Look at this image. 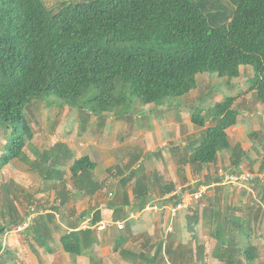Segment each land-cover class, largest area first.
<instances>
[{"label":"trees","instance_id":"trees-1","mask_svg":"<svg viewBox=\"0 0 264 264\" xmlns=\"http://www.w3.org/2000/svg\"><path fill=\"white\" fill-rule=\"evenodd\" d=\"M228 1L230 13L219 1L211 5L209 0H201L202 5L196 0H64L57 11L44 0H0V124L12 127L0 154V171L19 158L43 178H57L66 187V171L60 167L70 157L64 143L43 151L32 147L35 160L24 151L33 138L25 108L45 95L61 98L71 108L125 115L135 98L144 105H162L196 88L198 74L231 79L249 66V90H256L264 102V0ZM133 41L136 44H126ZM237 98L227 96L206 111L192 110V122L206 127L193 148L194 163H215L218 153L230 148L227 129L237 123ZM95 168L88 155L72 162L69 170L78 192L92 195L102 188L94 179ZM60 198L66 204L68 192L62 191ZM1 202V214L9 219L0 224L3 235L28 214L19 218L9 194ZM53 223L54 215L41 214L31 225L38 246L50 247ZM226 227L219 223L214 230L217 258L223 264H237L242 258L251 264L258 257L256 246H242L235 233L227 238ZM60 241L78 256L97 241V230L69 231ZM197 250L201 260L203 247ZM141 256L150 263L157 253Z\"/></svg>","mask_w":264,"mask_h":264},{"label":"crops","instance_id":"crops-1","mask_svg":"<svg viewBox=\"0 0 264 264\" xmlns=\"http://www.w3.org/2000/svg\"><path fill=\"white\" fill-rule=\"evenodd\" d=\"M213 1L211 5L219 0ZM200 77L208 78L210 84L211 75L198 74L197 91L192 90L183 98L189 96L190 100L198 102ZM249 87L235 103L243 104L240 109L243 113L239 111L237 123L227 129L230 148L220 151L217 161L208 165L191 160L194 145L201 139L199 132L206 127L195 125L189 115L184 119L187 132L183 133L181 113H187L180 108L183 102L146 105L148 114L153 115L149 120V115L138 113L137 105L134 114L125 115L115 111L91 113L89 109L67 105L64 111H73L74 121L60 138L47 130L41 119L32 121L33 138L27 141L25 153L35 160L37 153L32 147L43 151L58 142L64 143L70 157L67 164L60 167L66 171V187L63 188L57 178H43L39 171L19 158L11 160L0 171L1 189L5 187L2 175L10 174L13 190L9 195L21 220L29 213L33 202L42 211L36 218L41 214L54 215V223L50 224L53 231L50 247L38 246L30 228L22 233L0 235V264H49V260L52 264L54 257H62L65 260L62 264H223L215 254L214 230L217 224L224 222L227 238L235 233L242 246L246 243L256 246L254 252L259 257V246L264 242V102L259 101L256 90ZM205 89L206 86L201 90ZM64 127L65 123L56 132L60 133ZM85 155L96 163L93 176L102 183V188L92 195L78 192L69 170L75 159ZM233 160L239 161V165H233ZM221 168H242L252 172L255 178L246 187L229 186L222 182ZM198 181L210 187L206 200L177 217L171 218L167 211H143L144 204ZM62 191L69 195L66 204L61 203ZM3 193H0V224L4 225L9 219L5 220L1 214ZM134 213L136 217L132 218L130 215ZM118 221L124 222L123 228L98 227ZM84 228L97 230V241L80 255L73 256L64 249L61 236ZM257 228L262 229L259 234ZM198 245L203 247L201 260H198ZM143 253H157L156 260L149 263L142 258ZM258 257L251 264H255ZM242 264L249 263L242 258Z\"/></svg>","mask_w":264,"mask_h":264},{"label":"rangeland","instance_id":"rangeland-1","mask_svg":"<svg viewBox=\"0 0 264 264\" xmlns=\"http://www.w3.org/2000/svg\"><path fill=\"white\" fill-rule=\"evenodd\" d=\"M62 1H64V0H44L46 5L50 9L55 10V11L58 10V7ZM73 1H76V0H73ZM196 1H198L202 5L201 0H196ZM213 2H214L213 0H209V3H213ZM219 2H220V4L218 6H223L224 9L228 8L229 13H230V11H232V6L229 4L228 0H219ZM219 10L221 11L222 9L219 8ZM126 44L132 46L133 44H136V43L133 41V42L126 43ZM120 45H124V44H119L118 46H120ZM208 74L211 75V77H212L210 84H209L208 78L200 77L201 78L200 84H199L200 85V88H199L200 94H198V97H197L198 102H195L196 100L195 101L190 100L189 96H186V98H183L184 96L169 98L166 101V103L175 102L178 105H180L183 102L180 105V108H182L185 112H187V113H181L182 114V121H183V133L187 132V127L184 124V119H187L189 115L191 116V112L193 109H201V110L206 111L209 107L214 105L215 102L222 100V99L226 98L227 96H234V95H236L237 97L241 96L245 92L244 91L245 88L250 86L249 79L253 75V70L249 66H247V68H244V66H243V68L241 69L240 76L235 77V78H231V79H229L228 77H219L216 73H208ZM213 82H214V85H212ZM220 82H222V83H220ZM205 86L207 87V89L201 90ZM193 91L196 92L197 87L194 88ZM219 98H221V99H219ZM84 99H85V97L79 100V101H81L78 103L80 106L84 105L83 104ZM183 99H184V101H183ZM135 100H136L135 106L136 105L139 106L138 113H140L141 115H144V116L149 115L148 113H150V112H147V110H146V107H148V106L140 103L138 101V99H136V98H135ZM62 101H63V99L58 98L56 96L45 95L44 98L34 101L32 103V105L30 106V108L29 107L25 108V113L27 114V117L30 120L29 124H30L31 129L33 130V128H34V124L32 123V121H35L36 119H41V121H43L45 123L44 127L47 130H49L51 133H54L55 137L59 136V138H60V136H62V135L65 136V133H63V132L65 130H68L71 128V123L74 121V117H73V111L71 113H68L66 110L64 111L65 107L69 104L62 103ZM191 103L193 104V106H189ZM88 105H90V103H88ZM188 106H189V108H188ZM235 106H236V108H238V110L241 113H243V111L240 110V109H242V106H243L242 103L236 104ZM180 108H179V110H180ZM57 110L59 112L58 115H57ZM134 110H135V107H134V109L129 110V111L131 114L132 113L134 114ZM66 114H68V116H66ZM151 116H153V115L150 114L147 117V119L149 120V118H151ZM64 123H65L64 129L60 133H57L56 129L62 127L64 125ZM143 123H144V121H143ZM195 127H197V126H195ZM11 129H12V127L6 126L5 123L0 124V154L3 151L4 143L11 136ZM197 129H198V127H197ZM202 134H203V131L201 130L199 132L200 137L202 136ZM53 139H57V138H53ZM199 142H200V140H198L196 144H198ZM16 168L18 169L19 167H16ZM12 171L14 172V171H16V169H14ZM28 182H29V184L31 183V181H28ZM33 183H34V181H33ZM2 184L5 185V187L3 189H1V187H0V193L2 191H4L3 194H9V192H12L13 184L10 181V174H3L2 175ZM195 185H206V184H203V181H201V183H200V181H198V183H196ZM229 186H231V185H229ZM206 198H204L201 201V203L204 202L206 200ZM29 205H30V203H29ZM33 205H36V203L33 202ZM261 231H262L261 228L256 229L257 234H259ZM263 240H264V238H263ZM54 259H55V262H53L52 264H62L65 261L62 257H58V259H56L54 257ZM48 263L51 264L50 260L48 261ZM238 264H242V259H240V262H238ZM255 264H264V242H261V244L259 246V257H258V260L256 261Z\"/></svg>","mask_w":264,"mask_h":264},{"label":"built area","instance_id":"built-area-1","mask_svg":"<svg viewBox=\"0 0 264 264\" xmlns=\"http://www.w3.org/2000/svg\"><path fill=\"white\" fill-rule=\"evenodd\" d=\"M219 175L224 184L239 188L246 187L255 178L252 172L242 168L234 170L221 168L219 169ZM209 188L208 185H190L185 189H179L161 199L147 203L143 211L151 213L167 211L171 218H175L183 211L192 208L196 203L203 200ZM39 213H42V211H38L34 205L31 206L28 215L17 226L7 231V234L13 235L14 233H22L29 229ZM130 216L132 218L136 217L135 213ZM113 225L123 228L124 222H107L98 227L106 228Z\"/></svg>","mask_w":264,"mask_h":264}]
</instances>
